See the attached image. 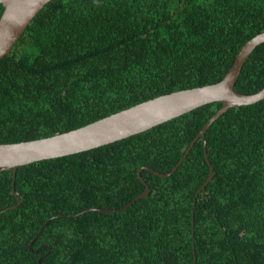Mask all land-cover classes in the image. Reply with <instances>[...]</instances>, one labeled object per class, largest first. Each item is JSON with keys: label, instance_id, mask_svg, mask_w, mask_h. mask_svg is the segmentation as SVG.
I'll use <instances>...</instances> for the list:
<instances>
[{"label": "trees", "instance_id": "16d2710c", "mask_svg": "<svg viewBox=\"0 0 264 264\" xmlns=\"http://www.w3.org/2000/svg\"><path fill=\"white\" fill-rule=\"evenodd\" d=\"M262 31L264 0H50L0 59V143L217 82ZM263 86L264 42L234 89ZM220 106L19 166V204L11 169L0 167V264H264V98L229 108L206 130L213 176L203 191L201 138L170 175L151 171H170ZM139 167L147 196L72 215L132 201L144 190Z\"/></svg>", "mask_w": 264, "mask_h": 264}, {"label": "water", "instance_id": "95a60500", "mask_svg": "<svg viewBox=\"0 0 264 264\" xmlns=\"http://www.w3.org/2000/svg\"><path fill=\"white\" fill-rule=\"evenodd\" d=\"M49 1L50 0H0V4L3 6L0 15V59L10 53L32 18ZM263 42L264 31L257 33L244 42L237 51L231 66L217 82L157 95L68 131L36 139L0 143V167L11 169L12 193L16 196L13 184L16 169L19 166L108 144L144 131L206 103L219 101L221 102V106L211 115L195 137L189 142L182 156L170 171L159 173L151 170L149 167H145L159 176L170 175L186 157L194 142L198 138H201L204 148V158L209 167V174L198 189V191H203L205 185L213 176V169L206 153V130L217 117L229 108L252 104L264 98V86L258 91L250 94L239 93L234 89V84L239 76L244 61L251 51L258 44ZM140 168L141 167L137 170V177L140 182L144 184V190L122 208H88L72 215H78L88 210L106 212L120 211L125 209L134 200L147 196L150 188L141 177L139 173ZM16 198L17 204H19V198L17 196ZM17 204L10 206V208L16 207ZM191 222L193 224V216ZM46 223L47 221L43 226ZM193 232L194 229L192 228V237Z\"/></svg>", "mask_w": 264, "mask_h": 264}]
</instances>
